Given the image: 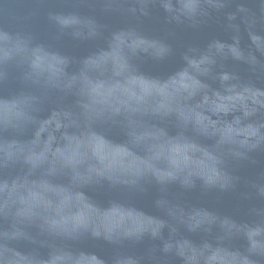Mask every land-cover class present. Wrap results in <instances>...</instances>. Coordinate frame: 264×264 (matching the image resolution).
<instances>
[{"label": "water", "instance_id": "obj_1", "mask_svg": "<svg viewBox=\"0 0 264 264\" xmlns=\"http://www.w3.org/2000/svg\"><path fill=\"white\" fill-rule=\"evenodd\" d=\"M261 7L0 0V259L264 264Z\"/></svg>", "mask_w": 264, "mask_h": 264}, {"label": "clouds", "instance_id": "obj_2", "mask_svg": "<svg viewBox=\"0 0 264 264\" xmlns=\"http://www.w3.org/2000/svg\"><path fill=\"white\" fill-rule=\"evenodd\" d=\"M259 5H261V15L264 16V0H259ZM223 7V5H221ZM247 10L246 8H241V11ZM247 116V113L245 114ZM262 124H264V121H262ZM255 139V144L251 145V147H257L259 146L261 149H264V135H256L253 137ZM0 264H6V261L4 259H0ZM10 264V262H9Z\"/></svg>", "mask_w": 264, "mask_h": 264}]
</instances>
